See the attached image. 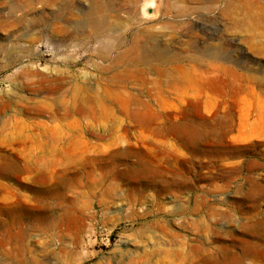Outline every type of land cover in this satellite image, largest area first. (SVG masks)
Segmentation results:
<instances>
[{"label":"rangeland","instance_id":"rangeland-1","mask_svg":"<svg viewBox=\"0 0 264 264\" xmlns=\"http://www.w3.org/2000/svg\"><path fill=\"white\" fill-rule=\"evenodd\" d=\"M225 2L0 0V264H264L263 38Z\"/></svg>","mask_w":264,"mask_h":264},{"label":"bare ground","instance_id":"bare-ground-1","mask_svg":"<svg viewBox=\"0 0 264 264\" xmlns=\"http://www.w3.org/2000/svg\"><path fill=\"white\" fill-rule=\"evenodd\" d=\"M214 1L215 0H204V2H206V3H213ZM134 2L139 7L141 6L140 8H141V12L143 13V15H147V13H149V7L154 5L156 0H134ZM223 12L226 15H228V17L232 21L242 23V24L248 26L250 29L258 30L259 32H261V36L263 38L261 40V46L256 44V43L254 45H256V47H258L262 52L264 51V6L263 5H260V6L255 5L254 0H250V1L249 0H226L225 8H224ZM148 39L153 41L152 38H148ZM251 40H253V38H251ZM155 47H156L155 58L161 60L162 62H168L169 61L168 57L170 55L169 54L170 51H168L165 47H162V46L157 45V44ZM138 48H139L138 43L134 41V43L132 44V46H130V48H128L125 52L119 53L117 55L116 64L118 63L119 60L120 61H124V60L126 61L127 60V61L132 62V61H136L137 59H138V61L139 60L145 61L146 59H148L149 54H146L144 52H141V53H139V55H136L135 50ZM105 49L108 50V46H105ZM170 59H171V56H170ZM171 74H172L171 77L173 80L179 81V82L184 83V84L197 81L196 78L190 73V71L186 70L183 67H179V68L174 69ZM173 74H176V75L173 76ZM54 80L55 81L52 85L49 84L46 87L48 94H49L47 96V98H51L56 104H59L60 101H61V103H63L62 101H65V100H61V93H62L61 91H62V87H63L62 86V79H61V77L58 76ZM56 80H58L59 82H57ZM254 80H257V79L254 78ZM262 81H263V79H262ZM262 84H263V82H262ZM73 95H74L75 100H76L77 97L79 96V93L74 91ZM64 96H65V94H64ZM43 103H45L47 105L48 104L52 105L51 102L44 101ZM100 105L103 106L104 104L101 103ZM93 106H95V105H93ZM68 115H72V112L69 111V108H67L65 113L63 115H61V118L68 117ZM58 123H59V121L57 120L56 125L50 126L47 122L44 123L42 121H38V124L43 125L44 128H47L48 130L51 131L49 134V137H48L50 139V141L45 139V142H41L42 151L44 154H43V158L40 160V162L48 163V162L54 161L55 163H58L59 160L61 161V157L64 159L65 162H71L72 161V152L69 149H65V148L59 146V142L66 137L62 134V131L57 129V128H59ZM65 126L67 129H69V131H72V129H74V127H76V125L73 121H68L67 123H65ZM5 137L18 140L17 135H10V133H7V132L5 134ZM77 137H80V136L77 135ZM71 144H72V142H71V138H70V139H68V146H71ZM53 156H60V158H56L58 160H54L55 158H52Z\"/></svg>","mask_w":264,"mask_h":264}]
</instances>
